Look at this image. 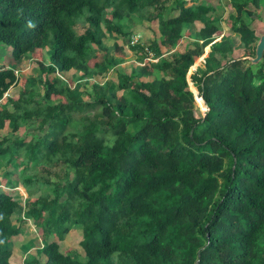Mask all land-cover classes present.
<instances>
[{
	"label": "trees",
	"instance_id": "obj_1",
	"mask_svg": "<svg viewBox=\"0 0 264 264\" xmlns=\"http://www.w3.org/2000/svg\"><path fill=\"white\" fill-rule=\"evenodd\" d=\"M217 1L0 0V43L15 61L50 52L42 96L30 78L26 102L2 101L19 73L0 68L2 178L28 188L38 166L62 168L17 220L18 199L0 187V264L30 217L44 218V246L25 264H264V60L234 57L240 45L255 55L264 33L248 20L264 0ZM137 22L151 38L133 39ZM117 46L139 64L118 68ZM197 89L203 115L182 105ZM30 128V140L18 135ZM74 228L82 251H64Z\"/></svg>",
	"mask_w": 264,
	"mask_h": 264
},
{
	"label": "rangeland",
	"instance_id": "obj_2",
	"mask_svg": "<svg viewBox=\"0 0 264 264\" xmlns=\"http://www.w3.org/2000/svg\"><path fill=\"white\" fill-rule=\"evenodd\" d=\"M212 1H216L217 0H212ZM225 11L223 12L225 15H227L232 9L228 6L224 8ZM256 20L251 22L250 20H248V22L250 24H253V26L257 27V30L261 33H264V9H262L260 11L259 14L256 15ZM203 27V25L200 22L196 23V28L198 30H200ZM149 28L148 24H145L144 26L137 22L135 23L134 27H133V39L134 40H148L149 38L152 37V31ZM83 29H79V32H82ZM203 35L204 37L206 36H210V37H214L216 36V33L214 31L211 30H206L203 29ZM221 37L218 38V40ZM115 38L113 37H108L106 39L108 44H113L115 42ZM188 37H185L184 40L181 43V49L184 50L186 49V46L188 44ZM116 45V44H115ZM118 47V46H117ZM243 46H238L237 50L235 51L234 57H241L243 56V54H249V55H253L252 54V50H244L242 49ZM210 51V47L208 46V48L206 47L205 49V53L201 56V57H196L195 59V63L194 65L191 66L189 72H188V79L190 80V85H192V78H194L195 76V72L197 67L200 65H203L205 62V58L206 56H208ZM117 55L121 56L123 58V63L118 67V68H122V70L127 71V70H131L132 68V64H139V62L136 60L135 55L133 54V51L129 48V46H127L125 48V51L122 52L121 47H118L116 50ZM50 57V52L48 51H35L30 57H27L25 59H23V61L21 63H18V61H15L13 54H12V47L11 46H7L3 43H0V68L6 67V66H16V69L18 70L19 73V82L17 83V85L12 86L10 88V90L5 94V97L3 98L2 101H7L9 99H18L21 97V99H23L25 102L27 101V94L25 93L24 95H22V90H24L25 86H27V84L29 83L28 80L31 78L32 80H34V83H30L31 88L36 89L37 91H39V94L43 93V79H44V74L41 73V69L39 67L40 64H44L47 63L48 64V59ZM264 60V57H263ZM155 61V60H154ZM94 62V61H92ZM145 64V63H144ZM252 64V62L248 59H246L243 62V67L244 68H249L250 65ZM195 66V67H194ZM112 76H114L116 78V76L111 72L109 74V77L111 78ZM64 78H66L70 85L72 87L76 86V83L73 79V75L69 74V75H63ZM105 79H101L100 81H104ZM192 90V88H191ZM28 92V91H26ZM194 92V95L188 97L187 99H185L184 102H182V105L185 106H189L192 109H195L197 107V109L199 110V112L203 115L205 114L206 111V106L205 108H203V106L201 104H199L198 102V96L201 97L199 95V90L197 89V92ZM38 94V93H37ZM22 95V96H21ZM40 95L36 96L37 99H39L41 97ZM204 101V100H203ZM204 104V103H203ZM80 114L76 113L75 116L78 117ZM37 124H34V127H36ZM34 129L30 128L29 129V133L27 134L25 133L26 131L19 133L18 135H24L27 136V139H31L34 134L33 132ZM39 131H37L38 133ZM24 149V148H23ZM22 149V151H23ZM21 158L20 161L21 162ZM13 165L10 166L11 169H13ZM49 167V166H48ZM7 166L2 165L0 167V187H2V189L12 193L19 201L18 204V213L14 216L15 220H17L16 218H19V215H23V212L28 208V205H30L31 202H34L37 197H39L42 193L45 192V186H43L41 184V182H44L45 179H49V180H57V178L59 177L57 175V172L61 173L62 168L61 167H53V168H49L51 171H49V169L47 167L44 166H38L36 169H33L31 172L34 173V176L37 178L35 179L34 183L32 185L27 186L28 188L24 187L23 185H20L19 187L16 188H10L5 186V184H7L8 178L7 179H3V172H5ZM47 168V169H45ZM19 170V169H18ZM18 170H17V174H18ZM14 177V176H13ZM11 179V178H10ZM29 207H36L35 205H31ZM48 214V212L44 213V216H46ZM44 218H41L40 220H35L33 217L30 218H26L25 221L23 222L22 226H23V230L22 233L17 235V237L14 239L13 242H10V244L8 245L10 248L13 249V256L11 259L12 264H25V258L29 255V254H34L40 257V251L41 248L44 246V241L42 240V236H41V231L43 229V220ZM83 236H82V231L81 229L78 228H74L72 231H70L69 233L66 234L65 239L61 241V246L63 248L64 251H70V250H77L78 252L82 251V246H81V240H82ZM51 239H57V236H52Z\"/></svg>",
	"mask_w": 264,
	"mask_h": 264
},
{
	"label": "water",
	"instance_id": "obj_3",
	"mask_svg": "<svg viewBox=\"0 0 264 264\" xmlns=\"http://www.w3.org/2000/svg\"><path fill=\"white\" fill-rule=\"evenodd\" d=\"M263 57H264V34L261 35L260 40L257 44L256 56L246 55L244 58L250 60L254 64H257L263 59ZM200 98H202V97H200ZM202 100H204V99L202 98ZM204 103H205V100H204ZM208 110H209V107L206 105V111H208ZM205 114H206V112H205Z\"/></svg>",
	"mask_w": 264,
	"mask_h": 264
},
{
	"label": "clouds",
	"instance_id": "obj_4",
	"mask_svg": "<svg viewBox=\"0 0 264 264\" xmlns=\"http://www.w3.org/2000/svg\"><path fill=\"white\" fill-rule=\"evenodd\" d=\"M252 83H253V85H254V86H257V87L259 86V82H258V81H256V80H253V82H252ZM2 242H3V241H0V243H2Z\"/></svg>",
	"mask_w": 264,
	"mask_h": 264
},
{
	"label": "flooded vegetation",
	"instance_id": "obj_5",
	"mask_svg": "<svg viewBox=\"0 0 264 264\" xmlns=\"http://www.w3.org/2000/svg\"><path fill=\"white\" fill-rule=\"evenodd\" d=\"M260 40V39H259ZM259 42V41H258ZM258 44V43H257ZM257 47V46H256ZM252 56H256V48H255V55H252Z\"/></svg>",
	"mask_w": 264,
	"mask_h": 264
},
{
	"label": "built area",
	"instance_id": "obj_6",
	"mask_svg": "<svg viewBox=\"0 0 264 264\" xmlns=\"http://www.w3.org/2000/svg\"><path fill=\"white\" fill-rule=\"evenodd\" d=\"M137 41V40H136Z\"/></svg>",
	"mask_w": 264,
	"mask_h": 264
}]
</instances>
